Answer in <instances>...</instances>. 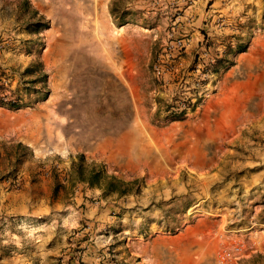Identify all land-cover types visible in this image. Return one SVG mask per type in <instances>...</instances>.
I'll return each mask as SVG.
<instances>
[{"label": "rangeland", "instance_id": "obj_1", "mask_svg": "<svg viewBox=\"0 0 264 264\" xmlns=\"http://www.w3.org/2000/svg\"><path fill=\"white\" fill-rule=\"evenodd\" d=\"M27 2L36 31L0 0V73L46 87L0 104V264H264V0Z\"/></svg>", "mask_w": 264, "mask_h": 264}, {"label": "trees", "instance_id": "obj_2", "mask_svg": "<svg viewBox=\"0 0 264 264\" xmlns=\"http://www.w3.org/2000/svg\"><path fill=\"white\" fill-rule=\"evenodd\" d=\"M23 8L24 17L26 18L25 25L31 27L34 31L45 25L42 16H37V11L29 8L27 0H23ZM40 66V63L37 62L31 68L27 67L25 69V73L36 74V78L23 80L18 90H12L10 88L9 77L5 73H0V104L9 107H19L26 103V97L18 94L20 90L27 92L33 89V92H42L41 88L45 89L46 87V73L42 72ZM37 84L40 86L39 88L35 87ZM187 106L185 104L183 107H180V105L173 104L172 107L174 109H172L171 115H168L170 120L181 119ZM17 147H21V145L17 144ZM79 156L80 158L83 157V155ZM79 169V176L77 177L79 181L86 182L90 186L99 187L106 195H127L134 191L139 183L137 179L122 181L113 175H107L103 171H96L93 168L86 169L79 167Z\"/></svg>", "mask_w": 264, "mask_h": 264}, {"label": "water", "instance_id": "obj_3", "mask_svg": "<svg viewBox=\"0 0 264 264\" xmlns=\"http://www.w3.org/2000/svg\"><path fill=\"white\" fill-rule=\"evenodd\" d=\"M178 161H180L181 163H184L187 168H191L194 165L192 158L188 155H184L183 157L179 158ZM217 224L218 223H215L214 226H217Z\"/></svg>", "mask_w": 264, "mask_h": 264}, {"label": "bare ground", "instance_id": "obj_4", "mask_svg": "<svg viewBox=\"0 0 264 264\" xmlns=\"http://www.w3.org/2000/svg\"><path fill=\"white\" fill-rule=\"evenodd\" d=\"M122 28H118V27H113L112 28V33H113V35L114 36H119L120 35V33H121V30Z\"/></svg>", "mask_w": 264, "mask_h": 264}]
</instances>
